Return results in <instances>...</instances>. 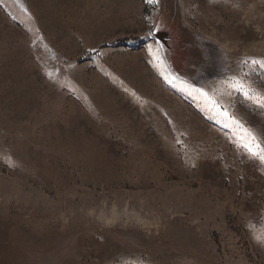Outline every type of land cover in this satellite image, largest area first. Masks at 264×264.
<instances>
[{"label": "rangeland", "instance_id": "obj_1", "mask_svg": "<svg viewBox=\"0 0 264 264\" xmlns=\"http://www.w3.org/2000/svg\"><path fill=\"white\" fill-rule=\"evenodd\" d=\"M261 63L264 0H0V264H264Z\"/></svg>", "mask_w": 264, "mask_h": 264}, {"label": "snow or ice", "instance_id": "obj_2", "mask_svg": "<svg viewBox=\"0 0 264 264\" xmlns=\"http://www.w3.org/2000/svg\"><path fill=\"white\" fill-rule=\"evenodd\" d=\"M149 3H155L156 0H148ZM256 63V62H254ZM261 66L264 67V63H261ZM234 88L236 91H240L243 95H245L246 97H250V93L249 92H245L244 88L245 85L242 83H237L236 85H234ZM207 95V94H205ZM212 103H215V101H211ZM246 136L248 137V142H246L244 144V147H246L248 153L254 157L259 159L261 162H264V146H261L258 142H257V138L255 136L254 133L251 132V130H244Z\"/></svg>", "mask_w": 264, "mask_h": 264}]
</instances>
